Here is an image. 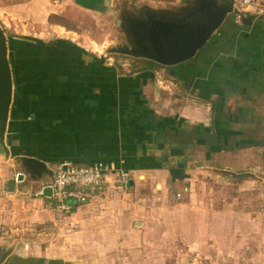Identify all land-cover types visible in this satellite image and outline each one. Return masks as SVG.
Here are the masks:
<instances>
[{"label": "crops", "instance_id": "1", "mask_svg": "<svg viewBox=\"0 0 264 264\" xmlns=\"http://www.w3.org/2000/svg\"><path fill=\"white\" fill-rule=\"evenodd\" d=\"M241 2L234 0L237 13L227 16L206 48L172 67L146 63L122 70L64 38L37 44L7 38L14 93L6 161L12 175L0 176V251H11L2 264H141L140 239L147 224L161 233V224L148 222L163 217L170 184L184 186L181 215L186 227L195 217L201 250L225 230L239 234L237 214L228 219L234 227L226 228L223 211L191 205L199 202L193 188L207 177L244 185L258 182L252 172L264 170V143L257 142L264 139L263 122L254 125L264 118V0ZM12 157L46 171L9 192L6 184L19 172ZM99 162L112 175L102 190L84 192L85 203L60 211L52 198L37 194L57 166ZM119 170L130 179L116 187ZM140 188L149 196L138 197ZM151 211L149 221L137 220ZM205 225L211 238H200ZM235 240L236 251L245 248ZM250 250L247 261L254 262Z\"/></svg>", "mask_w": 264, "mask_h": 264}, {"label": "rangeland", "instance_id": "2", "mask_svg": "<svg viewBox=\"0 0 264 264\" xmlns=\"http://www.w3.org/2000/svg\"><path fill=\"white\" fill-rule=\"evenodd\" d=\"M186 1L188 0H108L103 5L107 11L95 13L81 8L74 0H0V27L4 29L7 38L45 40L46 43L55 38H64L111 66L123 65L122 70H131L133 67L142 68L146 62L111 51L112 48L131 46L126 43L127 36L123 30L126 23H129L128 17L133 15L130 19L142 20V11L149 5L170 7ZM235 10L236 8L234 12L237 13ZM262 122L264 128V118L259 116L254 125L260 126ZM257 142L264 143V139ZM261 152L264 154V149ZM262 157L259 161H264V156ZM195 158H198L197 154ZM8 167L7 161L0 157V176H4V173L12 175V168ZM252 174L258 182H246L242 185L239 182L241 180L230 182L226 178L216 180L207 177L203 185L193 188L199 202H194L191 206L200 211H223L227 222L223 223V227H234L233 220L229 224L228 219H232L234 213L238 216V235H229V229L225 230L221 239L211 236L214 238L209 244L212 247L205 243L203 250L200 249V239L198 242L195 217L190 219V226L186 227L181 215L180 205L187 198L184 186H167V208L163 217L158 222L152 219L149 221L151 211L145 219L141 216L137 218L141 221L148 220L149 224H161V233L153 232L150 228L148 230L147 224V235L140 239L143 245L140 249L141 264H264V170ZM113 185L119 187L121 184L113 182ZM147 192L148 190L140 188L136 195L146 198L149 196ZM177 193L180 194L178 198ZM139 205L146 211L150 209ZM192 211L194 215L199 213L194 209ZM206 232L207 225L204 227V236L200 235V238H211ZM235 238L240 239V244L245 248L238 246L236 251L235 246L239 243ZM250 247H257L258 251H251ZM207 249L211 251L208 252ZM245 250H250L254 262L247 261L248 252Z\"/></svg>", "mask_w": 264, "mask_h": 264}, {"label": "water", "instance_id": "3", "mask_svg": "<svg viewBox=\"0 0 264 264\" xmlns=\"http://www.w3.org/2000/svg\"><path fill=\"white\" fill-rule=\"evenodd\" d=\"M111 6V5H110ZM239 7V5H236ZM110 9V8H109ZM104 13L106 8H102ZM234 11V0H188L176 6H150L142 13L144 19L128 17L124 33L128 47L112 48V52L153 62L162 67L185 63L196 56ZM14 86L7 59V37L0 27V157H11L6 145L7 122L13 100ZM19 172L7 182V190L13 192L15 184L24 179L37 180L46 170L33 160L12 157ZM40 196L51 198V189L45 187ZM11 250L1 249L0 264Z\"/></svg>", "mask_w": 264, "mask_h": 264}, {"label": "built area", "instance_id": "4", "mask_svg": "<svg viewBox=\"0 0 264 264\" xmlns=\"http://www.w3.org/2000/svg\"><path fill=\"white\" fill-rule=\"evenodd\" d=\"M250 3L251 0H242L241 2L244 6L250 5ZM113 173L115 174V172ZM111 175L112 171L101 162L88 167L59 165L55 168L51 182L43 186L37 194L41 195L43 188L49 187L56 209L60 211L67 210L70 206L86 202L85 191L102 190ZM115 175L117 182L120 184H124L130 179L129 173L123 170H119ZM149 201L147 200V202ZM149 204L154 205L151 202ZM25 248H27L26 245Z\"/></svg>", "mask_w": 264, "mask_h": 264}, {"label": "flooded vegetation", "instance_id": "5", "mask_svg": "<svg viewBox=\"0 0 264 264\" xmlns=\"http://www.w3.org/2000/svg\"><path fill=\"white\" fill-rule=\"evenodd\" d=\"M57 1L61 2L62 0H57ZM74 2L85 10L92 11L95 13H103L101 11V9L103 8L104 3L108 2V0H74ZM32 42L33 43L35 42V44H37V42H40V41L37 40V41H32ZM9 45H10V41L8 40V43H7L8 48H9ZM15 45L17 46L16 43H15ZM15 50H16V48H15ZM19 50H21V49H19ZM7 59H8L9 65H10L12 63V58L7 56ZM139 61H143L144 63L146 62V63L150 64V61H146V60H139ZM10 70H12L11 65H10Z\"/></svg>", "mask_w": 264, "mask_h": 264}, {"label": "trees", "instance_id": "6", "mask_svg": "<svg viewBox=\"0 0 264 264\" xmlns=\"http://www.w3.org/2000/svg\"><path fill=\"white\" fill-rule=\"evenodd\" d=\"M208 43H209V42H208ZM208 43H207V45H208ZM207 45H206L204 48H206V47H207ZM204 48H203V49H204ZM203 49H202V50H203ZM192 59H193V58H192ZM189 61H190V60H189ZM150 64H154V63H153V62H150Z\"/></svg>", "mask_w": 264, "mask_h": 264}]
</instances>
